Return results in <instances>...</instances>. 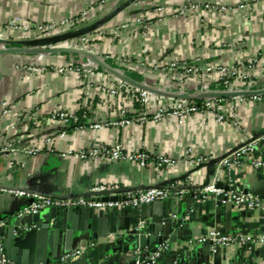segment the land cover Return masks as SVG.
Segmentation results:
<instances>
[{"label": "crops", "instance_id": "1", "mask_svg": "<svg viewBox=\"0 0 264 264\" xmlns=\"http://www.w3.org/2000/svg\"><path fill=\"white\" fill-rule=\"evenodd\" d=\"M104 1L0 0V50L15 51L0 56V186L52 199L93 198L89 194L101 186L122 189L124 197L129 192L157 186L173 192L177 184L185 183L190 186V193L183 201L170 198L139 209L97 210L93 222L80 215L79 210L84 208L76 207L73 228L57 230L58 236L50 229L39 235L41 228L52 222L34 223L21 230L17 242L10 246L5 244L10 235L6 228L0 236L6 255L8 251L13 256L35 254L37 249L51 246L56 249L51 263L61 260L68 251H81L70 264H133L138 249L132 248L136 244L133 235L127 236L124 230L128 217L131 229L144 221L145 230L161 229V235L165 234V223L178 222L169 240L158 246V251L162 250L159 264H228L238 256L241 263L248 259L250 264H264V245L246 244L214 251L211 240L199 241L213 229L242 235L264 234V213L235 208L224 201L218 205L215 197L205 203L191 199L195 191L205 187L208 168H192L185 161L190 149L195 157L213 160L227 156L255 137L264 138L263 102L254 101L252 96L223 99L222 113L227 117L223 123L217 122L215 113L200 111L188 115L182 124L176 117H168L158 123L149 119L126 128L95 130L91 128L95 120L117 118L118 103L101 97L95 90L87 95L78 83L76 70L63 76L53 70L65 64L75 67L92 61V57L77 52L88 49L76 44L85 36L90 42L89 53L109 68L136 85L146 87V83L161 89L162 93L152 98L151 108L175 99V94L167 92L169 88L181 87L176 73L169 70L175 62L198 64L202 73L185 82L193 86L198 83L201 94L205 89L220 88L214 79L218 76L211 78L203 69L213 65L247 67L255 60L256 70L248 85L263 90L264 0H190L199 7L192 10L187 5L185 11L182 8L188 0H146V4L143 0ZM207 3L211 8L205 7ZM84 12L87 15L83 17ZM66 20L75 22L62 26ZM10 21L22 28L11 29ZM47 23L58 27L49 32L37 28ZM122 25L126 26L124 31L115 29ZM122 59L132 63L126 65L120 62ZM31 66H45L47 71L28 73ZM108 75L109 83L114 85L118 77L102 67L96 71V81L100 83ZM206 100L200 98L196 102L202 105ZM128 106L133 111L140 110L132 101ZM5 109L9 113L5 114ZM58 109L73 112L78 122L66 128L51 120V112ZM62 132H66L64 138L59 137ZM46 136L54 138L52 148L42 149L36 156L1 152L10 145L24 147ZM116 144L129 151L144 149L152 155H167L177 163L160 174L152 166L141 168L126 161L63 157L70 150L77 153ZM260 146L264 154V145ZM214 168L217 172L218 164L210 170L213 172ZM232 171L236 173L234 182L230 179ZM223 183L251 194L264 193V168L230 170ZM28 204L14 195L0 194V215L12 214L15 209L23 211ZM110 216L116 220L115 233L110 232ZM174 216L178 219L174 220ZM9 220L6 218L0 225ZM29 231L32 236L26 241ZM148 250L142 251L145 254Z\"/></svg>", "mask_w": 264, "mask_h": 264}, {"label": "built area", "instance_id": "2", "mask_svg": "<svg viewBox=\"0 0 264 264\" xmlns=\"http://www.w3.org/2000/svg\"><path fill=\"white\" fill-rule=\"evenodd\" d=\"M104 2H108L105 0ZM146 4V0H143ZM189 5L192 10L199 7L198 3L188 0L186 5L182 8L183 11L187 10ZM207 9L211 8L210 4L205 5ZM163 11L162 8L158 9ZM87 12H84L82 16H86ZM74 20H66L62 22V26H70L74 23ZM142 22L141 20L139 21ZM11 29L18 30L16 22L12 21L9 25ZM58 27L54 23L40 24L37 28L41 32L53 31ZM117 31H124L126 29L125 25L115 27ZM76 44L85 46L87 51L90 48V42L87 37H80ZM89 52V51H88ZM120 62H124L126 65L131 64L130 59H122ZM256 61L253 60L249 66H235V65H213L209 66L204 70L205 73L213 76H218L214 78L218 82L219 86L223 85L224 89L208 90L205 89L201 93H207L210 91H220V92H237L245 90H254L250 85V79L254 75ZM45 66H31L29 67L28 73L43 74L47 71ZM99 66L93 61H89L86 64L81 62V65H75V67L65 64L62 67H55L53 70L58 73V75L63 76L69 71H77L78 83L85 90L87 95H90L95 90L98 95L104 98H110L118 103V114L117 118L114 120L99 121L98 119L94 121L91 125L92 129L95 130H106L112 127H129L134 123H146L149 119L158 123L168 117H176L182 124L188 115L196 114L200 111L213 112L218 123H223L227 120L226 114L222 113V104L225 100L223 99H207L202 105H199L196 100H187L182 98H175L174 100H168L160 104L157 108H151V100L156 96V93L150 92L148 90L140 89L134 85H131L119 78L116 79L114 85L109 83V75L104 76L102 81L98 83L96 81V71ZM170 72H175L176 77L181 82V87L174 89L169 88L168 93H173L175 95H189V97H196L198 93V83L195 86L191 85L189 82L190 76L199 75L202 73V69L196 65H191L188 62H175L169 67ZM185 80H187L185 82ZM146 86H148L145 83ZM159 91L161 89H158ZM245 96L236 97L237 99H242ZM252 99L257 102L264 103V94L252 96ZM132 101L134 104L139 105L140 110L133 111L129 106L128 102ZM5 105V104H4ZM5 114L9 113L7 109L4 111ZM51 120L62 123L66 128L70 124L78 122L76 115L66 109H58L51 112ZM66 132H62L59 137L64 138ZM54 138L51 136L42 137L35 140L28 146H14L10 145L1 150L2 153L12 154L22 152L25 156H36L42 149L52 148ZM74 155L80 159L86 160H118L126 161L135 164L141 168L152 166L156 169L157 173H163L165 170L170 169L176 165L177 161L173 160L167 155H152L147 150H136L129 151L122 144H116L115 146H100L94 148H86L75 153L74 150H70L68 153L63 154V157ZM185 161L190 164L192 168H197L204 165L209 159L195 157L193 151L190 149L185 156ZM236 168H252L261 169L264 168V154L261 150L260 140H254L246 143L239 149L225 156L219 163L216 175L210 179L207 186L195 191V198H198V202L205 203L210 197H215L223 195L227 197V203L235 208H243L251 212H262L264 213V200L246 192L238 187H233L232 190L226 191L224 189H218L216 186L218 182L223 181V177L228 175L230 170ZM187 184H177L173 192L169 191L163 187H153L147 190H141L137 192H129L124 197L125 200H120L117 202L104 201L96 197L93 198H79V199H52L46 195L30 192L25 190L9 189L6 187H0V194L14 195L17 198L25 199L29 202L28 206L21 211V215H33L40 212L49 210L54 206H59L63 208L70 207H81L90 208L94 211H107L113 209H139L145 205H150L157 202H163L167 199L174 198L178 201H183L184 198L190 193ZM119 189L117 187H107L101 186L93 189L91 192H101L106 190ZM174 220L178 217L174 216ZM144 221H139L138 224L133 227V231L137 232L144 227ZM209 239L213 242V250L217 248H231V247H241L243 245H264V234L261 235H242V234H232L224 233L220 230L213 229L209 232L207 237H200L199 241L203 242ZM162 250L160 249L156 253L150 255L146 260L141 261L143 256V251L138 249L136 255L138 256L135 264H159L158 260L161 256ZM81 254V251H68L61 260L55 261L51 264H70L71 261ZM0 264H14L6 255L4 240L0 238ZM93 264V263H89Z\"/></svg>", "mask_w": 264, "mask_h": 264}, {"label": "water", "instance_id": "3", "mask_svg": "<svg viewBox=\"0 0 264 264\" xmlns=\"http://www.w3.org/2000/svg\"><path fill=\"white\" fill-rule=\"evenodd\" d=\"M68 52H74V50H66ZM14 50H0V56L3 54H12L14 53ZM77 52H81L82 54H84L85 56L88 57H92V61L94 63H96L99 67H102L103 69H105L108 73H110L111 75H114L116 77H118L119 79L134 85L140 89L143 90H148L150 92L156 93V94H160L162 93L161 91H159L157 88L154 87H144L142 85H136L135 83H133L131 80H129L128 78L124 77L123 75L117 73L116 71H114L113 69L109 68L105 63H103L102 61H99L96 57H94L91 53L89 52H85V51H77ZM1 78V76H0ZM264 94V89L263 90H245V91H237V92H220V91H210L207 93H201L196 97H189V95H175L173 96L174 98H182V99H189V100H198L200 98H205V99H210V100H214V99H229V98H236V97H241V96H256V95H263ZM260 140V145H264V138H259V137H255L253 140ZM225 156L219 158V159H213L208 161L207 163H205L204 165L199 166L198 168L201 167H207L208 169V180L205 186H207L210 182L211 177L215 174L216 172V168H214L215 171L212 172V170H210L211 166H215L216 164H218ZM235 176L236 173L234 171L230 172V179L231 182L235 181ZM2 187V186H0ZM157 187H161V186H157ZM218 189H224L226 191L232 190L233 187L226 185L225 183H223V181L218 182L217 186ZM248 192V190L246 191ZM122 193V189H113V190H106V191H101V192H91L89 195L90 196H95L98 199H102L104 201H113V202H117L120 200H125V197L121 196ZM255 196H259L261 198H264V193H252ZM195 198V194H192L191 199ZM218 200V205H221V203L227 202V197L220 195L217 196L216 198ZM77 212V208L76 207H70V208H63V207H59V206H54L52 208H50L47 211L44 212H40L38 214H33V215H21V209H15L14 212L12 214H2L0 215V222L4 221L6 218L10 217V220L5 222L4 225H0V236L4 233V231L6 230V228L10 231V235L9 238L5 241V244L10 246L11 242H17L16 238L18 236H20L21 234V230L23 229H27L29 228V226H31L32 224H37L40 222H44V221H50L52 223H49L47 225H44L41 230L42 232L39 235H42L47 229L53 230L55 232V234L58 236V232L57 230H61V229H71L73 228L72 223L74 222L75 215ZM79 213L81 216H83L84 218H88L89 220H91L92 222L95 221L97 219V215L95 214L93 209L90 208H84L79 210ZM54 220V222L52 221ZM110 223H111V227H110V232L115 233L116 232V220L114 216H110ZM125 226H124V230L127 236L133 235V240L135 241V246H132L133 249H149L145 254H143V256L141 257V261L146 260L147 257H149L150 255L156 253L158 251V246L164 245L168 240H169V236L173 230L174 227H176L178 225V222L174 221L173 223L170 224H164L162 227V229H164V235H161V229L160 230H155L152 232V230H145L144 228H141L139 231L135 232L133 231V229H131V223L129 218L127 217L125 220ZM102 226V222L100 221V227ZM31 231H29L28 233H26V241H29V239L32 236V233H30ZM146 233H149L148 236H144V234L146 235ZM70 233L68 232V236L69 237ZM157 238V239H156ZM250 246V245H248ZM9 249V248H8ZM56 252L55 247H51L49 246L48 248H42V249H37L36 253L34 254L33 252H25L24 254L21 255H16L13 256L9 253H7V257L14 263V264H51L52 262V258L54 256ZM242 262V258L240 256H238L237 258H235L234 260L230 261L228 264H250V261L247 259V261H245L244 263ZM136 261L133 263L135 264ZM85 264H89L88 262Z\"/></svg>", "mask_w": 264, "mask_h": 264}, {"label": "trees", "instance_id": "4", "mask_svg": "<svg viewBox=\"0 0 264 264\" xmlns=\"http://www.w3.org/2000/svg\"><path fill=\"white\" fill-rule=\"evenodd\" d=\"M220 89H224V86L221 85V86H220ZM197 103L200 104V101H197Z\"/></svg>", "mask_w": 264, "mask_h": 264}, {"label": "rangeland", "instance_id": "5", "mask_svg": "<svg viewBox=\"0 0 264 264\" xmlns=\"http://www.w3.org/2000/svg\"><path fill=\"white\" fill-rule=\"evenodd\" d=\"M12 21H10V23H11ZM16 25H17V27L19 26V28L21 29L22 27H20V25L18 24V23H16ZM86 50V52H87V49H85Z\"/></svg>", "mask_w": 264, "mask_h": 264}]
</instances>
